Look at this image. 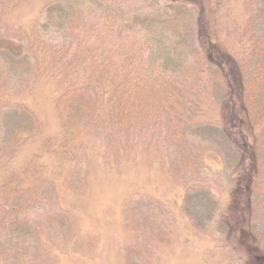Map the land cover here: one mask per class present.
Returning a JSON list of instances; mask_svg holds the SVG:
<instances>
[{
	"label": "rangeland",
	"instance_id": "374dc122",
	"mask_svg": "<svg viewBox=\"0 0 264 264\" xmlns=\"http://www.w3.org/2000/svg\"><path fill=\"white\" fill-rule=\"evenodd\" d=\"M49 1L0 0L2 27L29 34L14 52L0 39V146L21 140L10 172L45 193L0 240V264H264L254 235L264 221V183L256 182L264 173L256 159L264 152V113L255 125L249 119L261 62L243 80L237 68L249 47L241 34L247 5L263 18L264 0H203L206 35L198 10L176 0H53L73 12L60 33L46 26ZM61 34L83 52L126 62L131 78L137 63L177 75L197 62L202 72L167 127L88 128L67 137L55 109L60 78L51 69L34 74L25 60L32 41L51 68L49 48ZM233 108L246 151L233 142ZM10 172H0V202Z\"/></svg>",
	"mask_w": 264,
	"mask_h": 264
},
{
	"label": "trees",
	"instance_id": "16d2710c",
	"mask_svg": "<svg viewBox=\"0 0 264 264\" xmlns=\"http://www.w3.org/2000/svg\"><path fill=\"white\" fill-rule=\"evenodd\" d=\"M182 5H192L199 12V25L205 33L203 0H176ZM248 18L241 28V34L246 37L248 50L238 62L240 79L245 78L246 72L255 64L261 62L259 67L261 75L258 76L260 83L257 87L258 100L253 106L255 112L250 114L253 125L257 123L259 114L264 113V34L260 26L264 23V16L253 7L252 2L247 5ZM66 8H55L53 0L46 5V26H54L57 31L64 33L67 30L66 22L72 14H67ZM3 13V10H0ZM13 33L15 36H10ZM26 35L21 28H10L0 24V39L4 49L14 52V48L22 47V37ZM57 35V34H56ZM26 36H29L27 34ZM59 43L50 47V55L54 57L51 68H43L40 59L36 56L32 41L26 48L29 52L25 60L34 74L43 73L44 69L52 71L59 77L60 89L55 100V109L61 126L67 137L78 136L84 129L94 128L100 131L111 129L125 130L142 127L147 123H157L167 127L175 121V105H177L189 92L192 83L196 82L201 70V63H193L189 67H183L179 74L151 73L141 63L138 76L131 78L127 74V63L119 65L115 59L102 51H82L77 46H72L68 36L62 34L58 37ZM3 51V50H2ZM140 57V56H139ZM142 57V56H141ZM181 68V67H180ZM191 78V80L189 79ZM226 94L231 96L234 86L230 76H223ZM232 138L235 146L246 151L247 145L242 142L239 131V116L235 108L228 116ZM172 132V131H169ZM177 138V131L172 132ZM18 138L5 146H0V172H10L14 165L15 151L20 146ZM7 157V158H5ZM256 159L264 168V152L257 150ZM257 184L264 183V173L256 179ZM21 180L13 172L7 175L2 184L0 202V240L11 235L19 219L29 211L40 206L45 193L38 187H24ZM263 195V194H262ZM258 196V195H257ZM252 206V204H250ZM251 206V207H252ZM254 235L264 245V221L259 228L255 229Z\"/></svg>",
	"mask_w": 264,
	"mask_h": 264
}]
</instances>
